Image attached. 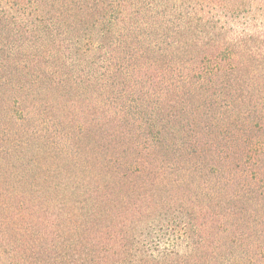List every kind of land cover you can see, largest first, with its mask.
Listing matches in <instances>:
<instances>
[{
	"label": "trees",
	"instance_id": "obj_1",
	"mask_svg": "<svg viewBox=\"0 0 264 264\" xmlns=\"http://www.w3.org/2000/svg\"><path fill=\"white\" fill-rule=\"evenodd\" d=\"M0 264H264V0H0Z\"/></svg>",
	"mask_w": 264,
	"mask_h": 264
}]
</instances>
